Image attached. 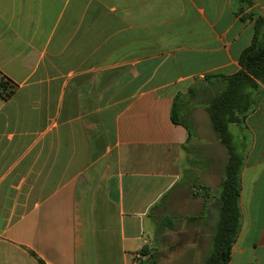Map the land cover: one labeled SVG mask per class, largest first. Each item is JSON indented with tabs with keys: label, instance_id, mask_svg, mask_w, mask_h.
Returning <instances> with one entry per match:
<instances>
[{
	"label": "crops",
	"instance_id": "1",
	"mask_svg": "<svg viewBox=\"0 0 264 264\" xmlns=\"http://www.w3.org/2000/svg\"><path fill=\"white\" fill-rule=\"evenodd\" d=\"M253 9L264 16V0H0V71L14 86L0 100V264H138L159 217L200 226L204 188L185 216L168 210L206 167L205 78L238 72ZM245 123L228 264H264V98Z\"/></svg>",
	"mask_w": 264,
	"mask_h": 264
},
{
	"label": "trees",
	"instance_id": "2",
	"mask_svg": "<svg viewBox=\"0 0 264 264\" xmlns=\"http://www.w3.org/2000/svg\"><path fill=\"white\" fill-rule=\"evenodd\" d=\"M247 4L246 7H249L250 4ZM245 8L238 13H243ZM244 19L253 21V38L249 47L239 56L240 69L231 76L205 78L208 90L212 93L205 104V110L214 138L225 150L226 161L213 205L217 220L211 233L210 248L200 264H228L231 248L241 230V173L251 143V134L245 122L264 98V16L253 9L245 14ZM188 93L191 96L192 89ZM177 107L178 101L175 99L171 108V119L175 123L183 124L176 113ZM183 148L186 149L185 146ZM202 189L195 182L190 185V192L194 197L199 196L198 190ZM204 190L202 196L206 204L209 194L207 189ZM177 221L175 216L164 215L158 218L156 246L160 245V239L174 232ZM188 221L190 227H193L198 218L190 217ZM196 236L200 237L198 231ZM191 250L190 257L193 254ZM157 251L158 248L156 250L154 247L144 246L139 251L143 260L138 264H156Z\"/></svg>",
	"mask_w": 264,
	"mask_h": 264
},
{
	"label": "rangeland",
	"instance_id": "3",
	"mask_svg": "<svg viewBox=\"0 0 264 264\" xmlns=\"http://www.w3.org/2000/svg\"><path fill=\"white\" fill-rule=\"evenodd\" d=\"M196 137L199 142L195 146L202 152V158L206 159V167L201 170L194 168V175L198 176L199 179H195L192 182L208 190L207 216L199 224L200 226L195 223L192 228L185 227L183 222L178 220L175 224L174 232L160 239L159 246H154L156 250L158 248L156 264H187V261H189L188 264H200L210 248V237L217 220V213L213 205L215 198H217V188L222 178L226 153L215 140L205 119H200ZM187 195L190 198L193 197L192 192H188L187 189L176 190L172 201L174 205L168 212L174 213L179 217L185 216L188 206L183 207L182 203ZM189 207L196 211L197 200ZM196 228L200 229V237L196 236ZM147 246H151L150 243ZM191 248L194 249L191 250ZM190 250L193 254L188 258Z\"/></svg>",
	"mask_w": 264,
	"mask_h": 264
},
{
	"label": "built area",
	"instance_id": "4",
	"mask_svg": "<svg viewBox=\"0 0 264 264\" xmlns=\"http://www.w3.org/2000/svg\"><path fill=\"white\" fill-rule=\"evenodd\" d=\"M14 86L12 82L0 71V100H7L13 93Z\"/></svg>",
	"mask_w": 264,
	"mask_h": 264
}]
</instances>
